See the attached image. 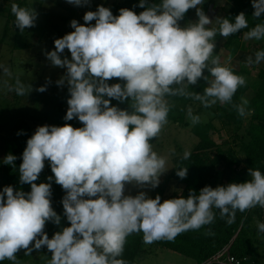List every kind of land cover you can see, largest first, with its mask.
I'll use <instances>...</instances> for the list:
<instances>
[{
  "label": "clouds",
  "instance_id": "9594fccd",
  "mask_svg": "<svg viewBox=\"0 0 264 264\" xmlns=\"http://www.w3.org/2000/svg\"><path fill=\"white\" fill-rule=\"evenodd\" d=\"M67 2L80 7L89 0ZM203 3L161 0L148 5L147 0H140L138 7L144 11L136 14L122 8L118 16L100 5L84 14L87 26L73 19L70 26L74 31L54 40L55 50L46 52V58L54 67L66 68L56 81L61 87L67 84L70 94L64 120L78 118L83 127L68 123L38 126L27 140L19 179L30 185V192L14 191L12 186L0 192V261H16L21 249L31 255L46 246L51 252L49 264H126L119 257L126 238L134 232H142L146 244L171 241L184 231L211 224L214 208L220 210L222 219L227 217L228 224L234 223L237 210L244 212L257 205L264 208V174L253 168L248 169L251 179L246 182L205 186L198 194L190 191L187 198L161 202L159 195L150 198L145 191L124 195L126 184L155 189L160 175L168 170L166 158L150 143L168 123L166 96H192L210 107L217 102L231 103L246 82L212 55L217 33L226 38L248 27L245 13L235 16L234 22L217 17L219 29H209L206 26L212 20L198 7ZM252 7L254 17L264 14V0H252ZM193 8L198 21L181 27L178 21ZM11 11L20 32L35 26V10L13 3ZM245 38L264 39V24L251 28ZM65 49L71 59L61 58ZM261 61L264 51H257L255 60L249 57L247 63ZM205 69L211 80L203 76ZM202 76L208 84L203 94L187 92ZM113 78L124 83L109 85ZM46 88L40 86L36 91L42 93ZM15 91L23 96L32 91V85L26 87L17 80ZM113 99L129 101L130 110L111 105ZM247 104L243 100L233 107L244 116ZM188 117L193 124L200 120L191 107ZM189 156L185 151L183 159ZM16 159L8 154L3 163L15 167ZM46 160L55 183L66 192L62 205L70 222L51 239L44 231L46 222L60 225L61 216L52 207L51 183H35ZM187 173L188 168L176 172L182 179ZM257 227L264 232V223Z\"/></svg>",
  "mask_w": 264,
  "mask_h": 264
},
{
  "label": "trees",
  "instance_id": "16d2710c",
  "mask_svg": "<svg viewBox=\"0 0 264 264\" xmlns=\"http://www.w3.org/2000/svg\"><path fill=\"white\" fill-rule=\"evenodd\" d=\"M228 1L231 2L233 6L223 18H227L231 22H234L235 16L243 12L248 21L247 28L226 38L217 33L216 37H219L220 41L223 42L222 45L227 49H233L234 44L240 41L243 35L251 30V28L255 27L257 24H264V14H262L260 18L253 16L254 8L252 7V0ZM139 3L140 0H125L123 3L110 8V10L114 16H118L119 10L122 8L133 10L136 14H139L145 10L138 7ZM153 3L159 4L161 0H147L148 5ZM195 17L192 9H189L185 13L184 18L180 21L187 22L188 24L195 23L197 22ZM206 27L209 29L215 28L211 24ZM216 29H219V25ZM257 51H264V45L259 46L255 50V54ZM261 62L263 68L258 75L260 82L254 98L245 105L246 114L240 116L236 108L233 107V105H240L246 93L251 89V84L246 80L245 84L237 89L232 98V102L228 103L232 105V113L227 116L230 124L237 126L239 130L242 129V135L234 138V140L238 142V152L233 149L224 150L212 139L211 133L215 128L213 123L194 125L192 132L199 137L200 142L190 153L188 159H183V156H175L173 159L174 174L172 177L178 184L184 185V188L181 193H174L167 198H161V202L166 199L187 198L190 191H194L198 194L205 186H210L212 188L227 186L232 183L229 182V172L232 173L236 167H241L243 165H245V168H242L243 170L235 183H243L250 180L251 177L248 174V169L250 168L260 170L262 174L264 173V61ZM231 70L234 74L243 77L241 71H237L233 68H231ZM203 76H209V80L212 79L207 69L204 70ZM203 76L198 80L196 85H189L186 91L189 93L195 92L203 94L205 87L208 86ZM108 83L109 85L114 83L123 84L124 81L113 78L109 80ZM173 87H180V85H173ZM58 96L55 114L56 124L58 126H63L65 123H68L74 128L83 127V124L78 118H74L71 121L64 120L68 109L67 100L70 98L67 85L60 91ZM165 99L169 105L168 117H173L175 113L179 112L178 120L180 123L184 122L188 107L191 104H199L200 107L205 108L200 101L194 99L192 96L175 95L166 96ZM111 105L117 106L120 109L130 110L129 101L120 103L113 99L111 100ZM249 113H252V116L251 120L247 122L246 116ZM35 130L36 129L26 120H19L6 135L4 139V155L0 157V192L3 191L5 186H12L14 191L30 192V185L20 182L19 166L22 163V153L26 148V142L34 134ZM17 133L21 134L18 135ZM155 140L156 138H153L150 143L154 145ZM8 154L17 157L14 161L15 167L3 163L4 158ZM183 168H188V173L186 178L182 179L177 176L176 172ZM50 176L53 177L52 181L48 180ZM35 183H51L52 195L50 199L52 207L54 211L61 216L60 225H56L51 221L46 222L44 231L51 239L52 236L56 232L61 231L63 227L70 226V222L67 221L64 216L62 205V199L66 195V192L62 186L55 183L54 174L51 171L50 165H45ZM213 211L215 213V219L211 224L204 225L199 229L184 231L171 241L159 240L151 244H146L143 240V233L134 232L126 238L123 254L119 258L125 260L126 264H146V262H149V256H155L158 249H165L193 259L196 264H206L226 247L230 246L231 254L238 257L245 264H262L257 245H264V232H259L257 225L258 223H264V209L257 205L244 212L237 210L235 221L232 224L226 222L227 217L223 219L220 217L219 209L214 208ZM24 252L25 250L21 249L16 254V261L5 259L0 261V264H26L32 260L34 255H51V252L48 251L46 246L42 247L40 250H33L31 255H25Z\"/></svg>",
  "mask_w": 264,
  "mask_h": 264
},
{
  "label": "rangeland",
  "instance_id": "374dc122",
  "mask_svg": "<svg viewBox=\"0 0 264 264\" xmlns=\"http://www.w3.org/2000/svg\"><path fill=\"white\" fill-rule=\"evenodd\" d=\"M124 1L89 0L87 5L78 7L69 4L67 0H0V157L4 155V139L17 121L26 120L35 129L44 125L58 126L55 122L58 95L67 84L62 87L56 84L65 75L66 68L54 67L46 58V52L55 50L54 40L74 31L70 26L73 19L87 26L83 20L87 11H96L100 5L110 9ZM13 3L38 13L34 27L20 32L15 26V16L11 11ZM232 6L228 0H204L203 4L198 5L212 20L211 25L215 28L219 25L216 18H223ZM192 11L198 21L196 9L193 8ZM89 23L94 25L95 21ZM178 23L181 27L188 26L187 22ZM215 44L213 57H218L222 66L241 71L245 80L251 84V89L244 98L251 101L260 82L258 75L263 64L260 62L249 65L247 60L249 57L255 60V50L264 45V39H246L244 34L233 49L225 48L219 37H216ZM60 55L62 59H71L67 49ZM5 68L7 72L4 71ZM17 80L26 87L32 85V91L23 96L17 95ZM49 80L51 83H48ZM44 85H47L46 91H36ZM189 107L193 110V115L200 117L199 122L193 124L187 112L184 122L180 123L177 112L173 117H167L168 123L154 142L153 150L166 158L168 169L160 175L158 187L141 188L135 184H126L124 195L136 196L140 191H145L150 198L157 195L167 198L174 193H181L184 185L178 184L172 177L173 159L175 156H183L185 151L191 153L200 142L199 137L192 132L194 125L213 123L215 128L211 133L212 139L224 150L233 149L238 152V142L234 138L242 135V129L231 125L227 118L232 113L231 104L217 102L205 108L199 104H191ZM251 114L246 116L247 122L251 120ZM45 165H50V162L46 160ZM242 168L245 165L229 172V182H236ZM257 249L264 264V245H257ZM50 260L51 255L48 254L34 255L26 264H49ZM148 261L151 264H196L193 259L165 249H158L155 256H149ZM149 262L146 264H150Z\"/></svg>",
  "mask_w": 264,
  "mask_h": 264
},
{
  "label": "built area",
  "instance_id": "2783aa9c",
  "mask_svg": "<svg viewBox=\"0 0 264 264\" xmlns=\"http://www.w3.org/2000/svg\"><path fill=\"white\" fill-rule=\"evenodd\" d=\"M206 264H245V263L242 260H240L238 257L232 255L230 252V246H228L219 254L214 256L212 260L208 261Z\"/></svg>",
  "mask_w": 264,
  "mask_h": 264
}]
</instances>
